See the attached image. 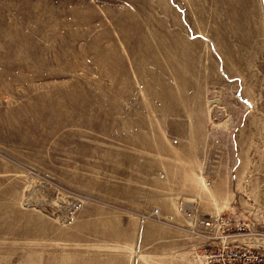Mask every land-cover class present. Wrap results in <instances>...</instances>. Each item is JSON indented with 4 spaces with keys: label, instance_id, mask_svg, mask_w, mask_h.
<instances>
[{
    "label": "rangeland",
    "instance_id": "374dc122",
    "mask_svg": "<svg viewBox=\"0 0 264 264\" xmlns=\"http://www.w3.org/2000/svg\"><path fill=\"white\" fill-rule=\"evenodd\" d=\"M182 194L264 248V0H0V264H191Z\"/></svg>",
    "mask_w": 264,
    "mask_h": 264
},
{
    "label": "built area",
    "instance_id": "2783aa9c",
    "mask_svg": "<svg viewBox=\"0 0 264 264\" xmlns=\"http://www.w3.org/2000/svg\"><path fill=\"white\" fill-rule=\"evenodd\" d=\"M198 227L207 231L212 241L219 244L205 252V264H264V248L242 242L240 236L256 235L240 218L233 215L217 214L199 221ZM237 237V238H236Z\"/></svg>",
    "mask_w": 264,
    "mask_h": 264
},
{
    "label": "crops",
    "instance_id": "0c3cea01",
    "mask_svg": "<svg viewBox=\"0 0 264 264\" xmlns=\"http://www.w3.org/2000/svg\"><path fill=\"white\" fill-rule=\"evenodd\" d=\"M175 192L184 193L183 191ZM188 197L189 196L185 197L182 194L181 197L164 200L160 208L167 210V213L162 216L164 219H161V222H163V226L168 227V235L176 236V240H178L179 243H184L185 240L190 243L188 244L187 255L191 258V264H194L199 261V221L201 218L214 216L216 214L210 209H203L204 211H201L200 205L194 203L196 199H188ZM190 200L192 201L190 202ZM184 206L188 207L189 210H184ZM203 212L208 215H203ZM204 239L207 241L211 240L208 236L204 237Z\"/></svg>",
    "mask_w": 264,
    "mask_h": 264
},
{
    "label": "bare ground",
    "instance_id": "6f19581e",
    "mask_svg": "<svg viewBox=\"0 0 264 264\" xmlns=\"http://www.w3.org/2000/svg\"><path fill=\"white\" fill-rule=\"evenodd\" d=\"M242 242H243V241H242ZM245 242H246V243H249V241H248V240H245Z\"/></svg>",
    "mask_w": 264,
    "mask_h": 264
}]
</instances>
